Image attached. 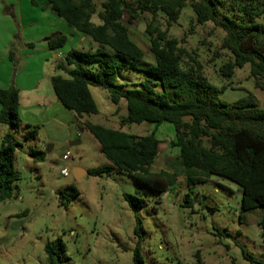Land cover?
Returning <instances> with one entry per match:
<instances>
[{
	"label": "trees",
	"instance_id": "trees-1",
	"mask_svg": "<svg viewBox=\"0 0 264 264\" xmlns=\"http://www.w3.org/2000/svg\"><path fill=\"white\" fill-rule=\"evenodd\" d=\"M56 14L71 28L90 37L98 47L95 51L71 48L66 53L68 67L60 66L63 74L52 77V85L62 104L78 116L97 114L98 104L91 86L108 90L118 106L126 102L127 114L121 125L144 121L174 126L171 143L179 150L177 166L187 177L188 185L204 181L212 174L224 177L242 187L243 211L261 208L258 224L264 239V109L259 107L253 93L234 103L217 100L222 92L203 74L202 64L169 34L154 22H148L154 64H144L143 49L131 38L128 23L143 14H162L168 24L179 20L183 9L190 5L199 24L214 22L225 31L223 47L234 55L220 72L231 76L237 68L251 66V75L264 90V0H47ZM100 3V8L98 7ZM97 16L99 22L94 21ZM68 40L63 33L49 38V47L62 48ZM15 71L18 58L10 52ZM188 57V65L183 61ZM120 70H140L149 76L139 82H118ZM133 85L134 87H132ZM19 89L11 84L0 88V123L9 126L0 146V201L11 198L14 183L21 177L15 168L16 141L14 132L22 125L19 113ZM100 143V149L111 162L88 169V174H109L115 167L129 173L142 187L138 194L124 193V198L135 212V234L138 242L134 264H142L143 220L138 215L145 206L143 194L147 190L165 192L175 183L177 172H155V163L161 144L156 132L137 135L99 123L85 124ZM26 139L36 141L39 126L26 124ZM36 160H45L46 152L30 150ZM59 191L61 202L66 203L79 191L73 185ZM71 190L72 192H69ZM25 214V213H24ZM47 264H61L66 245L62 238L46 244ZM252 263L257 262L246 255Z\"/></svg>",
	"mask_w": 264,
	"mask_h": 264
},
{
	"label": "rangeland",
	"instance_id": "rangeland-1",
	"mask_svg": "<svg viewBox=\"0 0 264 264\" xmlns=\"http://www.w3.org/2000/svg\"><path fill=\"white\" fill-rule=\"evenodd\" d=\"M128 17L126 13L123 20L129 26L130 36L144 51L142 65L155 63L146 33L147 23L154 22L163 29L168 28L169 34L198 58L203 74L223 89L217 100L231 104L253 93L259 107L264 109V90L251 75L250 64L237 68L231 76L222 75V66L234 59L232 52L223 47L225 31L212 21L199 24L190 5L171 25L162 14L145 13L132 24L128 23ZM58 19L70 29L61 17ZM93 20L99 22L97 16ZM258 20L264 22V14ZM66 36V44L59 49L62 52L67 53L74 46L83 51H95L98 47L90 37L77 43L69 33ZM17 56L16 71L11 70L13 80L24 78L26 82L30 76L37 78L42 59L36 55L35 60L28 63L27 59L21 67V57ZM62 59L66 61L65 56ZM187 61L190 60L185 57L184 67ZM148 76L140 70H120L118 82H139ZM91 92L99 112L86 114L88 119L122 127L121 120L127 114L126 102L122 101L118 109L105 88L91 86ZM124 127L125 131L137 135L156 132L162 142L152 170L178 174L167 191L147 190L143 194L147 201L138 212L145 229L141 241L142 264H257L246 255L264 263V239L258 224L263 210H242L241 186L215 174L188 185L187 177L177 166L179 150L171 143L173 124L144 121ZM80 131L81 143L71 146L65 130H56L53 125L40 129L36 141L26 139L25 124L16 128L14 165L21 177L14 183L13 196L0 201V264H47L46 244L58 238L66 245L61 264H134L138 242L136 217L124 193L138 194L143 187L129 173L116 167L109 174L87 173L76 179L73 175L76 167L88 171L111 163L95 136L88 130ZM31 149L45 151V160H36L30 155ZM68 150L73 157L63 161ZM66 166L71 170L69 176L61 174ZM70 185L79 194L62 203L59 191L67 192L66 187Z\"/></svg>",
	"mask_w": 264,
	"mask_h": 264
},
{
	"label": "crops",
	"instance_id": "crops-1",
	"mask_svg": "<svg viewBox=\"0 0 264 264\" xmlns=\"http://www.w3.org/2000/svg\"><path fill=\"white\" fill-rule=\"evenodd\" d=\"M58 18L47 0H0V88H9L14 83L19 89L22 124L38 125L39 131L49 125H53L56 130L62 128L71 142L80 140V130H87L85 124L91 121L86 114L78 116L74 111L67 109L56 95L52 77L63 74L60 66H68L62 59L63 56L66 57V53L51 49L48 41L57 33H69L77 43L85 41L88 36L71 27H64ZM58 25L63 27L58 28ZM11 50L17 58V55H20L21 67L27 59L28 63L35 60L36 55L42 59L41 73L37 78L30 76V80L26 82L24 78L16 77L13 80L11 70L15 71V67L10 57ZM112 122H115V119H112ZM98 123L110 128H121ZM0 126L3 130L0 134L2 141L9 127L1 123ZM122 130L125 131V127H122Z\"/></svg>",
	"mask_w": 264,
	"mask_h": 264
},
{
	"label": "water",
	"instance_id": "water-1",
	"mask_svg": "<svg viewBox=\"0 0 264 264\" xmlns=\"http://www.w3.org/2000/svg\"><path fill=\"white\" fill-rule=\"evenodd\" d=\"M80 143V140H76V141H71L70 142V145L72 146V145H76V144H79ZM47 151H50L49 149H47ZM88 173V171H86V170H83V169H81V168H79V167H76V168H74L73 169V175H74V177L76 178V179H79V178H81L82 177V174H87Z\"/></svg>",
	"mask_w": 264,
	"mask_h": 264
},
{
	"label": "built area",
	"instance_id": "built-area-1",
	"mask_svg": "<svg viewBox=\"0 0 264 264\" xmlns=\"http://www.w3.org/2000/svg\"><path fill=\"white\" fill-rule=\"evenodd\" d=\"M73 157V153L71 150H68L62 157V160L63 161H67L69 159H71ZM70 168L69 167H63L62 170H61V174L64 175V176H69L70 175Z\"/></svg>",
	"mask_w": 264,
	"mask_h": 264
}]
</instances>
